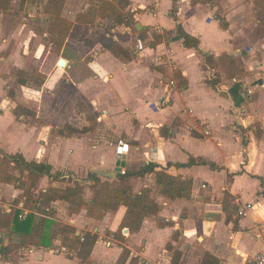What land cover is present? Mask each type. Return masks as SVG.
Instances as JSON below:
<instances>
[{"label":"crops","instance_id":"0c3cea01","mask_svg":"<svg viewBox=\"0 0 264 264\" xmlns=\"http://www.w3.org/2000/svg\"><path fill=\"white\" fill-rule=\"evenodd\" d=\"M231 1L218 0L219 7L216 3L191 5L190 0H127L123 11L133 13V30L97 17L98 6L89 0H65L63 11L70 14L62 17L74 21L82 13L94 21L81 22L79 36L65 39L71 53L59 57L65 61L64 69L50 64L51 70H43L40 43L32 51L23 48L24 59L46 74L40 89L31 90L38 95L44 90L57 92L51 98L53 109L45 111L19 98L21 107L33 114L31 119L14 114L11 107L0 116L15 131L7 141L0 139V150L44 162L52 173L62 172L70 180L44 176L39 179L40 190L65 188L81 180L87 201L93 182L89 174L114 188L120 174L115 167L135 173L148 163L172 177L189 179L191 189L188 196L172 200L159 193L154 173L127 176L125 184L133 195L148 188L160 206L134 232L120 229L126 212L122 205L95 219L85 209L71 213L66 202H52L48 217L33 213L54 222L51 247L29 246V252L17 256L0 254V264H81L76 256L82 248L81 236L87 241L94 238L86 264H115L123 250L127 252L124 264H201L205 253L217 264H245L260 250L264 235V33L257 40L250 37L249 30L258 29L253 7L231 6ZM173 6L176 21L171 16ZM177 24L198 40L196 48L183 46ZM92 26L101 33L89 36ZM153 34L161 38L154 45ZM147 35L152 41L138 49L134 40ZM33 37L35 31L27 30L22 46ZM204 53L216 60L229 55L242 71L228 77L217 63L206 65ZM13 57L8 58L15 61ZM18 68L27 72L26 67ZM215 77L219 81L212 88L206 81ZM72 98L75 104L65 112L59 104ZM77 105L85 111L76 110ZM66 125L87 130L72 132ZM118 137L130 146L119 158L113 143ZM190 158L207 164L176 166ZM210 163L217 168L212 169ZM7 187L16 198L18 189L0 183V199ZM225 192L232 207L229 214L222 209ZM247 203L252 207L246 216H239L238 207ZM15 207L24 208L21 201ZM58 222L61 226L55 230ZM63 225L74 227L73 235L78 237L66 251L61 244ZM0 237V246L6 245L2 230Z\"/></svg>","mask_w":264,"mask_h":264},{"label":"trees","instance_id":"16d2710c","mask_svg":"<svg viewBox=\"0 0 264 264\" xmlns=\"http://www.w3.org/2000/svg\"><path fill=\"white\" fill-rule=\"evenodd\" d=\"M25 0H21L20 6ZM65 0H47L46 9L50 14L47 26V33L59 43L65 41L67 37H76L80 32V23H92L94 18L89 14H77L74 21H70L61 16ZM255 19L258 21V26L264 27V0H252ZM191 5L209 4L215 5V0H190ZM10 5V0H0V11H7ZM127 5V0H98L97 17L108 18L116 25L130 26L134 30V18L132 12H124L123 9ZM171 16L176 21L175 6L171 9ZM222 27H226L223 20L220 21ZM178 36L182 39V44L185 47L196 48L198 40L185 32L180 24H177ZM81 35V34H80ZM79 36V35H78ZM82 36H80L81 38ZM151 44L158 43L160 37L153 34ZM88 42V41H87ZM108 47L114 49V45L108 44ZM117 48V47H116ZM120 49V48H119ZM118 49V51H119ZM121 50V49H120ZM126 58H130L129 54L121 50ZM204 63L212 66L217 63L223 69L228 77L242 71L236 64L234 59L229 55H221L214 59L208 53L202 54ZM178 74V73H177ZM17 75L22 77L24 81L28 78L36 79L37 86L43 83L42 75L39 72H26L17 70ZM180 78V75H177ZM218 78L207 80L206 83L215 88ZM24 83V82H22ZM65 129H71L72 132H84L87 129L78 130L70 125H66ZM194 164H207L200 158H190L185 164H177L176 166H191ZM212 169L217 167L210 163ZM158 165L148 163L142 169L135 173L119 174V184L112 188L107 181L102 182L99 178H93L90 174L88 179H93L90 185L91 198H84V186L82 181L75 179L72 185L65 188H57L49 186L44 191L36 192L39 179L46 176L51 180L69 181V178L62 172H51V167L44 162L34 160H26L20 153L8 154L0 150V183H12L16 189L20 191L19 198H23L22 205L24 208L31 211H39L48 207L52 202L64 201L69 205L71 213H78L81 209L86 210V215L95 219L102 218L109 210H116L119 206L126 207V212L120 223V229L127 227L129 231H137L145 217L156 215L159 212L160 206L150 197V189L142 188L139 194L133 195L128 186L125 184L127 176H144L148 173H154L155 182L159 186V193L168 198L176 199L183 195L188 196L191 189V181L189 179H180L172 177L164 172L163 169L156 170ZM229 194L224 193L222 200V209L225 213L231 212L229 203ZM17 202V201H15ZM18 203V202H17ZM44 210V209H43ZM19 210L11 208L7 213L0 209V230L4 232L12 241L6 245L0 246V254L7 255L20 248L29 246L49 248L51 247L54 233L51 227L53 221L49 218H36L33 213H29L24 220L18 218ZM61 244L64 248H71L74 240H78L74 236L75 228L69 225L61 227ZM93 239L84 240L81 244V250L76 254L81 264L87 263V258L90 252V247ZM127 257V252L123 250L115 264H124ZM201 264H217V260L210 254L205 253L201 260Z\"/></svg>","mask_w":264,"mask_h":264},{"label":"rangeland","instance_id":"374dc122","mask_svg":"<svg viewBox=\"0 0 264 264\" xmlns=\"http://www.w3.org/2000/svg\"><path fill=\"white\" fill-rule=\"evenodd\" d=\"M20 2L21 0H10L8 10L4 12L0 11V116L2 117L4 115H7V113L9 112V108L11 107L14 109V114H23L26 116L25 118L31 119L33 118V114L31 115L30 111H25V109L21 107V105L19 104V98H27L28 100L39 104V109L41 108V110L45 111L49 108L53 109L52 106L54 105V102L51 106V98L52 96H55L57 91L55 90L49 93L48 91L44 90L40 95H38L31 89H40V86H37V80L39 77L36 79L28 78L27 81H24L22 77H19V75H17V70H19L18 65L22 68L26 67V70L29 73L34 71L38 72L35 68V65H33V63H31L30 61H26V59H24L25 57L22 56L23 48L27 50L30 49V51H32L34 50V44L37 45L40 43V65L45 71L51 70L50 64H54L59 70L64 69V67L61 68L57 65L56 59L65 55H69V53H71V50L68 49V47L64 44V41L62 43H59V41H55V39L47 33L46 29L50 16L46 9L47 0H25L22 6H20ZM89 3L92 5H96L98 4V0H89ZM215 3L220 7V3H218V0H215ZM229 5H241L244 7L251 6L252 8L253 2L252 0H232ZM64 8H67V5ZM64 12L65 11H63L62 8L61 15H66V13L70 14L69 12ZM29 29L35 31L36 37H33L31 41H29V43L23 47L21 44V40L24 39L26 31ZM94 32L101 33V31L97 27L92 26L91 31H89V36H91L90 34H93ZM263 33L264 27L258 26L257 30L251 31L250 29L248 34L250 35V37L257 40L258 38H260L259 35L261 36ZM97 37H99V35ZM139 39L142 41L144 46L149 45L152 41L151 37L149 38L148 35L145 38L140 36ZM134 43L136 44V40H134ZM27 47H29V49ZM255 49H257V47ZM9 56H14L13 58L15 59V61H11V59L8 58ZM49 73H51V71ZM40 74L44 79V83L46 74ZM161 81H163V83L167 82V80L164 79H161ZM73 104H75V100H73L72 98V100L68 102H66V100H62V104H59V106L66 112L67 107L72 106ZM76 110L80 112L85 111L78 105ZM85 116H88V113H86ZM16 119L19 120L18 117ZM97 125L98 124L96 123V127ZM12 129L13 128H11L8 123H3L0 121V139H3V141H7V138L10 135L15 134L14 129ZM119 139V137L116 138L113 143L115 144ZM9 186L14 187L12 183H9ZM6 190L7 192L5 191V194L0 199V208L3 210L5 209V206L9 207L10 209L16 208L15 204H17V202L19 201H23V198L18 197L20 192L16 198H13L11 194V187H7ZM37 191H40L39 182L36 188V192ZM3 204L5 206H3ZM48 207H50V205ZM43 209L39 211H44ZM50 213L51 208L48 214ZM58 223L54 224L55 230H58V228L61 226L60 223ZM81 231L82 233H84L83 230ZM5 238L7 239V244L12 241V239H10L7 235H5ZM29 248L30 247L23 249L21 248L11 252L10 254L12 255L15 253L17 256L19 255V253L29 252ZM6 258L8 257L6 256ZM46 264L51 263L47 262Z\"/></svg>","mask_w":264,"mask_h":264},{"label":"built area","instance_id":"2783aa9c","mask_svg":"<svg viewBox=\"0 0 264 264\" xmlns=\"http://www.w3.org/2000/svg\"><path fill=\"white\" fill-rule=\"evenodd\" d=\"M136 47L138 49H142L143 48V43L142 41L138 38L136 40ZM170 85H172L173 87H175V82L174 80H171L170 82ZM129 149H130V146L124 142L123 140L119 139L116 144H115V148H114V153H115V156L116 157H120L122 155H125L129 152ZM125 170H123L122 168L120 169V174H124ZM251 204H245L244 206H240L238 207L237 209V214L239 216H246L248 210L251 208ZM50 210V207H46L44 208V211L42 213L40 212H37V211H31L29 209H26V208H22L19 210V213H18V218L20 220H24L26 218V216L29 214V213H35V214H38V215H43V216H46L48 217V212ZM80 241H84V237L81 236L80 237ZM62 250H66L65 248H62ZM245 264H264V235L262 236L261 238V248L260 250L253 256L251 257L248 262H246Z\"/></svg>","mask_w":264,"mask_h":264},{"label":"water","instance_id":"95a60500","mask_svg":"<svg viewBox=\"0 0 264 264\" xmlns=\"http://www.w3.org/2000/svg\"><path fill=\"white\" fill-rule=\"evenodd\" d=\"M137 28H139V26H136ZM57 65L60 66V67H64L65 66V61L62 59V58H59L58 61H57ZM114 171L116 173L120 172V168L119 167H115L114 168ZM127 231V230H125ZM2 237H0V245L2 244Z\"/></svg>","mask_w":264,"mask_h":264}]
</instances>
